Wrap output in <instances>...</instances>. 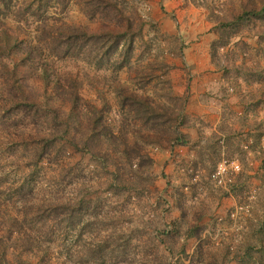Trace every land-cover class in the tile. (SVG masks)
Segmentation results:
<instances>
[{"label":"rangeland","instance_id":"rangeland-1","mask_svg":"<svg viewBox=\"0 0 264 264\" xmlns=\"http://www.w3.org/2000/svg\"><path fill=\"white\" fill-rule=\"evenodd\" d=\"M109 1L132 15L141 27H136L130 66L117 72L110 69L96 71L85 62L65 60L59 62V67L84 70L92 77L103 74L114 77L130 91L147 97L155 108L175 110L178 118L175 123L160 126L157 132L163 135L162 143L142 140L144 157L138 171L139 190L119 195L109 191L107 173L97 171L90 154L69 146L67 154L54 165L42 161L28 167L31 164L22 156L25 153L17 152L12 157L5 149L16 132L13 130L6 136L0 127V195L6 200L7 211L22 221L26 215H35L34 211L27 212L30 208L26 202L41 206L48 201L74 204L84 199L91 202L89 207L100 217L107 218L104 226L101 225V237L113 233L116 227H139L136 243L145 248L150 245V236L158 235L159 250L171 264H247L243 256H238V251L246 246L245 237L250 234V225L264 218V201L261 202L264 198L258 196L264 190L261 169L264 137L252 149L254 138L249 137V123L264 119V107L256 112L248 110L240 93L248 92L251 87L243 82L238 85L228 83L225 74L216 69L210 58L212 43L218 39L217 25L211 17L230 11L234 14L247 0ZM23 4H32V9L42 5L40 18L50 24L87 25L90 30H97L101 25L97 20L90 21L80 0H12V11ZM22 22L24 29L34 37L38 25L36 19L29 16ZM0 23L2 28L15 26L13 15H2ZM225 51L222 49L220 54ZM4 58V63L11 69L15 67L16 59ZM263 58L257 55V59ZM222 63L226 64V60ZM19 71H22L21 67ZM2 74L6 72L0 65V76ZM22 75L30 90L39 93L38 101L43 102L40 79ZM101 83L84 84L81 90L83 105L97 99L96 89H103L109 104L117 106L114 90L109 86L104 89ZM5 102L0 77V108ZM224 120L229 121L228 130L223 134L219 128ZM20 124L26 136L35 132L33 124L27 125L26 119ZM130 128L153 135L138 121L130 120ZM229 129L234 132V138L227 144ZM177 133L181 137L179 143L172 138ZM215 133L220 140L213 139ZM215 144L219 148L217 154L214 153ZM223 161H238L242 170L233 176L231 183L221 187L212 181V174ZM135 162L139 164L137 160ZM182 219L185 229L193 227L191 236L180 227ZM29 225L38 232L43 223L35 225L29 221ZM30 226L26 228L31 229ZM165 230L174 231L171 242L176 251L184 248L185 256L178 257L166 250L159 235V231ZM196 232L201 234L200 238L195 237ZM73 237L70 233L68 241ZM38 238L43 242V231ZM199 246L202 247L200 255L195 252ZM259 250L257 247L255 255ZM23 259L24 264H39L36 256L25 254Z\"/></svg>","mask_w":264,"mask_h":264},{"label":"trees","instance_id":"trees-1","mask_svg":"<svg viewBox=\"0 0 264 264\" xmlns=\"http://www.w3.org/2000/svg\"><path fill=\"white\" fill-rule=\"evenodd\" d=\"M11 3L12 0H0V18L13 15L15 21L12 28L0 26V65L6 72L0 76L2 94L6 97L0 108V127L6 136L13 130L15 135L18 133L7 143V153L12 157L17 152L25 153L22 156L31 164L28 167L42 161L54 165L72 146L78 152L90 154L98 172L107 173L109 191L117 195L138 191V171L144 157L141 142L162 143L163 135L157 131L160 126L175 123L178 114L175 110L155 108L147 97L130 91L114 77L105 74L92 77L84 70H63L59 62L82 61L94 66L96 71H120L130 66L136 27H141L132 15L109 0H80L90 21L101 22L97 30H90L87 25L50 24L40 18L42 5L32 9V4H23L12 11ZM218 10L224 12L222 7ZM232 13L211 17L217 25L218 39L212 43L210 58L216 69L225 74L228 83L243 82L251 87L240 94L248 110L256 112L264 107V58L257 59V55L264 57V0H247L242 9ZM29 16L38 24L34 37L22 25ZM222 49L226 50L223 55L220 54ZM4 57L16 59L15 67L11 69L4 63ZM223 59L226 64L222 63ZM23 73L40 79L43 102L38 101L39 93L31 91L23 81ZM100 81L104 89L109 86L114 90L117 106L109 104L103 89H96L97 99L83 105L81 90L84 84L93 86ZM25 119L27 125L33 124L35 129L28 136L20 126V121ZM130 120L140 122L153 135L134 131L130 128ZM228 121L224 120L220 133L227 132ZM229 130L227 144L234 138V132ZM249 137L254 138L252 149L256 148L264 137V119L249 123ZM172 138L178 143L181 140L179 133ZM217 138L221 137L215 133L213 139ZM213 148L217 154L218 146L215 144ZM261 156L264 172V149ZM258 196L263 199L264 190ZM25 205L30 208L27 212L34 211L35 215H26L27 218L19 221L7 211L6 200L0 195V264H24L25 254L36 256L39 264H171L159 250L158 235L150 236V245L145 248L136 243L139 227H116L113 233L101 237V225L104 226L107 218L90 208V201L79 199L74 204L48 201L41 206L26 202ZM28 219L31 224L43 223L41 230L36 232ZM181 222L180 227L191 236L193 227L185 229V221ZM42 231L43 242L38 238ZM159 232L167 251L178 257L186 255L184 248L175 250L171 242L174 231ZM70 233L74 237L68 241ZM248 236L245 237L248 243L245 242L246 246L240 250L243 252L238 251V256H243L247 264H264V218L250 225ZM195 237L200 238L201 234L196 232ZM254 240L257 241L254 243ZM257 247L260 250L255 255ZM198 248L195 252L200 255L202 247Z\"/></svg>","mask_w":264,"mask_h":264},{"label":"built area","instance_id":"built-area-1","mask_svg":"<svg viewBox=\"0 0 264 264\" xmlns=\"http://www.w3.org/2000/svg\"><path fill=\"white\" fill-rule=\"evenodd\" d=\"M241 164L238 161H223L212 174V181L216 185L224 187L233 181V176L241 172Z\"/></svg>","mask_w":264,"mask_h":264}]
</instances>
